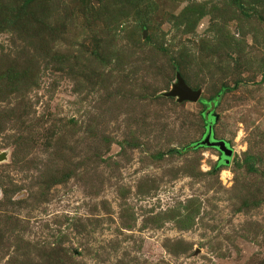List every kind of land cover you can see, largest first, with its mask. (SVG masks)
Masks as SVG:
<instances>
[{
  "label": "rangeland",
  "instance_id": "1",
  "mask_svg": "<svg viewBox=\"0 0 264 264\" xmlns=\"http://www.w3.org/2000/svg\"><path fill=\"white\" fill-rule=\"evenodd\" d=\"M0 264H264V0H0Z\"/></svg>",
  "mask_w": 264,
  "mask_h": 264
},
{
  "label": "water",
  "instance_id": "2",
  "mask_svg": "<svg viewBox=\"0 0 264 264\" xmlns=\"http://www.w3.org/2000/svg\"><path fill=\"white\" fill-rule=\"evenodd\" d=\"M146 36V33L143 34ZM170 97H177L179 102L190 101V102H198L200 98L199 91L191 90L181 78L179 74L176 75V83L172 86L171 91L167 94ZM209 119L211 120V124L216 123L217 118L213 113H209ZM195 145L204 147L210 146L215 148L217 151L220 152V159H225L227 163L229 158L232 155V150L229 147V144L225 141L216 140L214 137V132L212 130L211 125L206 127V134L203 136L202 140Z\"/></svg>",
  "mask_w": 264,
  "mask_h": 264
},
{
  "label": "trees",
  "instance_id": "3",
  "mask_svg": "<svg viewBox=\"0 0 264 264\" xmlns=\"http://www.w3.org/2000/svg\"><path fill=\"white\" fill-rule=\"evenodd\" d=\"M215 101H217V100H214L213 102H215ZM208 119H209V113H208V115H207L206 127L209 126V125H212V124H211V121H208ZM212 130H213V129H212ZM192 147L195 148V147H197V145L194 144ZM192 147H189L188 149H191ZM223 159H224V158H223ZM223 161H224V160H223Z\"/></svg>",
  "mask_w": 264,
  "mask_h": 264
}]
</instances>
